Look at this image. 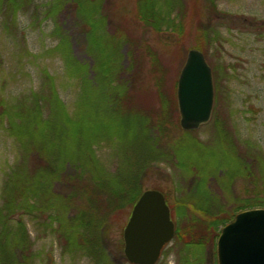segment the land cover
<instances>
[{"label":"rangeland","instance_id":"rangeland-1","mask_svg":"<svg viewBox=\"0 0 264 264\" xmlns=\"http://www.w3.org/2000/svg\"><path fill=\"white\" fill-rule=\"evenodd\" d=\"M53 2L30 0L16 12L10 9V0H0V211L12 194L10 176L22 155L11 129L18 121L17 105L25 99L31 103L35 92L45 89L44 74L48 72L69 115L74 117L82 108L84 86L66 64L60 32H54L57 24L62 33L73 35L71 51L78 61L88 64V80L95 76L83 32L73 31L74 20L67 11L51 12ZM158 4L167 18L178 16L176 21L184 24L183 34L158 32L139 22L136 0H106L109 17L105 30L109 35L116 30L129 32L139 43L141 56L145 45L158 53L166 87L176 104L177 80L189 50H201L212 68L215 94L210 121L190 132L180 128L160 137L159 150L164 155L154 160L142 182L144 190L158 189L165 194L175 226L182 228L186 219L203 215L183 202L233 212L231 196L252 195L254 180L259 175L264 178V0H158ZM128 50L133 57L130 68ZM121 54L122 70H134L141 79L136 85H127L128 96L134 95L139 105L157 112L154 76L146 73L152 70L150 56L144 55L141 66L140 53L134 55L129 45L122 46ZM91 107L85 116L89 128L80 134H89L87 151L96 165L110 174L119 166L123 149L134 154L146 149L143 117L127 110L114 114L104 95L103 103L96 100ZM104 107L108 114L102 112ZM176 113L180 120L178 105ZM146 134L148 140L158 136L152 129ZM209 168L214 175L203 178ZM131 210L110 216L108 227L98 235L99 251L88 246L67 250L45 229L43 218L23 215V227L32 241V264H130L124 255L123 230ZM17 216H8V232L0 238V264L10 260ZM2 226L0 222V232ZM217 238L206 245H194L184 243L175 233L156 264H217Z\"/></svg>","mask_w":264,"mask_h":264},{"label":"trees","instance_id":"trees-1","mask_svg":"<svg viewBox=\"0 0 264 264\" xmlns=\"http://www.w3.org/2000/svg\"><path fill=\"white\" fill-rule=\"evenodd\" d=\"M105 1L53 2L50 11H67L66 15L70 13L74 20L73 31L76 33L77 28L83 32L87 40L86 52L93 59L95 76L88 80V64L78 61L71 51L70 40L73 35L69 32L62 33L57 24L54 32H60V47L64 51L66 64L71 74L79 76L84 86L82 108L74 117L69 115L54 87V79L48 72L44 74L45 89L35 92L31 103L25 99L17 105L15 114L18 121L12 124L11 129L14 137H17L22 155L10 176L12 194L5 209L0 211V222L3 225L0 238L5 237L8 232V216L15 213L19 217L17 216L18 228L11 235L14 239L10 260H4V264L33 263L32 241L28 239L23 227V215H32L36 220L43 218L45 229L56 236L67 250L87 246L89 249L101 250L98 248L100 230L108 227L113 213L133 207L144 191L142 182L152 163L164 155L161 148L159 150L160 137L181 128L176 113L177 104L172 92L166 87V72L162 69L158 53L145 45V52L141 56L139 43L130 38L129 32L126 34L125 31L116 30L107 34L105 21L109 15L105 10ZM29 2L30 0H10V9L17 12ZM136 16L139 22L155 31H168L172 34L184 32L182 21H176L178 16H175L176 19L167 18L168 15L163 13L158 0H136ZM124 44L129 45L134 55L140 53L141 66L145 63L144 55L150 56L152 70H146V73L154 76L157 112L147 109L151 106L139 105L134 95L128 96L127 85H136L134 83L141 79L134 70H122L121 49ZM129 51L127 65L130 68L133 67V57ZM103 95L108 99L114 114L121 115L127 110L142 115L146 142V149L141 153L134 154L123 149L121 153H125L119 166L110 174L96 165L92 154L87 151L85 144H88L89 134L85 137L80 134L81 131L87 132L89 128V121L85 119L86 112L90 113L93 101L103 103ZM102 112L108 114L106 107ZM149 129L158 134L153 140L147 139ZM246 169L244 168V173L247 172ZM213 171L210 168L205 170L203 178L214 175ZM251 176L256 179L254 175ZM252 192V195L245 197L231 196V199L234 198L231 202L233 212L218 206L211 209L193 201L183 202L192 205L194 210H200L203 215L186 219L182 228L176 226L178 237L186 244L210 243L219 236L218 227L232 221L235 212L264 207V178L260 175L254 180ZM30 212L33 214H29Z\"/></svg>","mask_w":264,"mask_h":264},{"label":"water","instance_id":"water-1","mask_svg":"<svg viewBox=\"0 0 264 264\" xmlns=\"http://www.w3.org/2000/svg\"><path fill=\"white\" fill-rule=\"evenodd\" d=\"M212 68L204 53L190 49L177 80L180 127L196 130L213 113ZM175 236V223L165 194L145 189L132 207L123 230L124 255L130 264H156ZM217 264H264V207L238 212L225 224L216 243Z\"/></svg>","mask_w":264,"mask_h":264}]
</instances>
